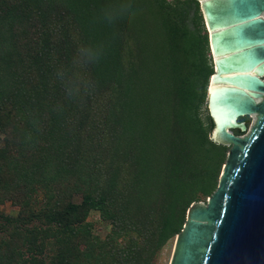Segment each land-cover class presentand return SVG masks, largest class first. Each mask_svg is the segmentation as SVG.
Returning a JSON list of instances; mask_svg holds the SVG:
<instances>
[{"label":"trees","instance_id":"16d2710c","mask_svg":"<svg viewBox=\"0 0 264 264\" xmlns=\"http://www.w3.org/2000/svg\"><path fill=\"white\" fill-rule=\"evenodd\" d=\"M212 74L197 0H0V264H155L231 149Z\"/></svg>","mask_w":264,"mask_h":264},{"label":"water","instance_id":"95a60500","mask_svg":"<svg viewBox=\"0 0 264 264\" xmlns=\"http://www.w3.org/2000/svg\"><path fill=\"white\" fill-rule=\"evenodd\" d=\"M199 1L215 56L211 76L217 70L210 94L211 77L206 90L214 125L210 137L233 146L206 208L190 207L170 264H264V81L258 79L264 76V0ZM248 114L252 123L246 135L226 133V127L244 130L235 118ZM239 155L226 181L228 165Z\"/></svg>","mask_w":264,"mask_h":264},{"label":"rangeland","instance_id":"374dc122","mask_svg":"<svg viewBox=\"0 0 264 264\" xmlns=\"http://www.w3.org/2000/svg\"><path fill=\"white\" fill-rule=\"evenodd\" d=\"M197 1L199 3L200 14L202 16V21H203L204 10L202 8L201 2L199 0H197ZM204 18H205V14H204ZM205 23H206V20H205ZM203 26H204L205 32L207 34V41H208V35H211V32H210V29H209L207 23H206V27H205L204 22H203ZM208 57L210 59V64L212 65V68H213L212 61L213 60L215 61V56L214 55L211 56L210 51H209V48H208ZM258 79L260 81H264V76H261ZM202 110H203V115H205L206 114V110H207L206 105L203 106ZM244 117H247V119L249 121H248V125L247 126L244 125L245 126V129L242 130V133H239V135H235V131L234 130L229 131L228 129H226V133L227 134H231L232 133V135H234L236 137H241V136L246 135L247 132L249 131L250 126H251L252 117L249 114L248 115H244L242 117H238L237 120H236V122L237 123H241L240 122L242 120L241 118H244ZM211 140L213 142L217 143V144H222L220 142H217V141L213 140L212 138H211ZM222 145H225V144H222ZM226 146H228V147L231 148L233 145L231 143H229ZM223 166H222L221 172H222V170L224 168ZM221 172H220V175H221ZM208 202H209V198H205V199L202 198L200 201L195 202V203H203L204 206H205V208H206ZM192 205L193 204H191L190 207ZM190 207L186 211L185 219L188 216V211H189ZM17 210H18V208L16 206H13L9 202H5L4 204H0V214L2 213V214L9 215V216H15L17 214ZM88 220L93 222L94 232H96V234H98L99 236H103L104 234H106L109 231V225H108V223L105 222V221H103V220H101L99 218V215L98 214L91 213L88 216ZM175 239H176V236L160 251V253L158 254V257H157V259L155 261V264H170V262L172 260V257H173V254H174V250H175Z\"/></svg>","mask_w":264,"mask_h":264},{"label":"bare ground","instance_id":"6f19581e","mask_svg":"<svg viewBox=\"0 0 264 264\" xmlns=\"http://www.w3.org/2000/svg\"><path fill=\"white\" fill-rule=\"evenodd\" d=\"M205 20H206V17H205ZM206 23H207V20H206ZM207 25H208V23H207ZM209 27V26H208ZM210 46H211V49H212V52H213V48H212V42H211V35H210ZM213 55H214V53H213ZM214 63H215V61H214ZM215 69H216V63H215ZM216 73H217V70H216ZM216 73L214 74V75H216ZM214 75L213 76H211V81H210V86H209V94H210V89H211V85H212V81H213V77H214ZM258 78H260V77H258ZM238 116V115H237ZM237 116H236V118H237ZM236 118H235V121H236ZM226 129H227V127H226Z\"/></svg>","mask_w":264,"mask_h":264},{"label":"flooded vegetation","instance_id":"af4514ba","mask_svg":"<svg viewBox=\"0 0 264 264\" xmlns=\"http://www.w3.org/2000/svg\"><path fill=\"white\" fill-rule=\"evenodd\" d=\"M198 252H199V250H198ZM195 259H196L197 262H199V254L198 255L197 254L195 255Z\"/></svg>","mask_w":264,"mask_h":264}]
</instances>
